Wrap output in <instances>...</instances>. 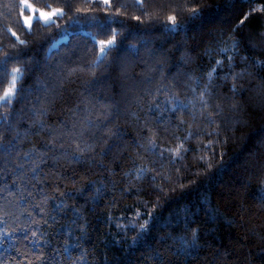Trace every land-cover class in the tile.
<instances>
[{
  "label": "trees",
  "instance_id": "obj_1",
  "mask_svg": "<svg viewBox=\"0 0 264 264\" xmlns=\"http://www.w3.org/2000/svg\"><path fill=\"white\" fill-rule=\"evenodd\" d=\"M28 1L64 15L29 31L23 0H0V95L19 67V131L46 110L0 173V264H264V0ZM214 67L202 116L189 88Z\"/></svg>",
  "mask_w": 264,
  "mask_h": 264
},
{
  "label": "snow or ice",
  "instance_id": "obj_2",
  "mask_svg": "<svg viewBox=\"0 0 264 264\" xmlns=\"http://www.w3.org/2000/svg\"><path fill=\"white\" fill-rule=\"evenodd\" d=\"M135 4L143 7L145 0H134ZM24 3V11H28L29 9H32V5L28 3V0H23ZM104 5L111 7V0H104ZM46 8H49V11H39L36 12L33 10V14H30L28 16H24L23 19V25L27 26L29 31H31L32 24L35 22L37 25H39V22L43 20L45 26H50L52 23H54V18H60L64 15V12L62 9H55L51 8L50 5L45 4ZM264 10V9H262ZM23 14V13H21ZM199 15V12L197 10H193L192 18H196ZM139 19V17H137ZM169 21L172 22L173 26L176 27L177 21L176 16H169ZM10 31V29H9ZM12 36H16L15 32L11 33ZM23 43V41H21ZM100 52L101 55L98 57V62H103L105 56L107 55V52L110 50H113L116 47V34L113 33L112 40H108L107 42L101 41L100 42ZM226 51V50H223ZM229 63L232 60L231 56L227 57ZM2 63V62H0ZM217 67H222V61L216 62ZM7 75H10V80L8 82V87L3 91V94L0 95V109H12L13 101L18 100V94L19 98H23V89L17 87V82L19 80H22L24 77V70L17 67L13 68L10 73H7ZM242 75L240 73H237L232 76V79L235 81L239 78V76ZM229 74H225L223 79L227 80ZM219 78L217 74L216 67L212 68L208 74H207V82L203 83V86L201 87V81L198 79L196 81V87H190L189 91L193 94L194 101L199 103V106L201 108V115L203 116L205 114V111L209 109V107H213V105L210 104V101L214 98V80ZM3 83V77L0 76V84ZM210 89H213L210 91ZM40 90H46L41 88ZM236 86L233 84L232 91L235 92ZM195 106V105H193ZM187 105H184L182 102H177L176 105H174L171 108L172 112L177 111H183ZM215 110L217 112V115H219L222 112V108L219 104L214 105ZM157 111H159V105H156ZM233 108H236V105H233ZM23 111V110H22ZM22 111L16 112L15 109H12L11 113L6 112H0V173L7 168L11 164V158L16 155H19L18 150V143L21 139L27 138L28 135L33 134L31 133V127L36 128L35 135H39L41 132L45 131V124L39 119L40 116H43L46 114V110H32L31 114L33 117V124L30 126L28 130L25 132H20L17 128V124L20 122L22 117ZM113 113L106 111L104 114V119H108L109 116H113ZM210 115V114H209ZM159 119V117L157 118ZM11 120V122H10ZM212 122V121H210ZM79 127V133L78 135L80 137H83L85 131L88 129L96 127V124L94 121L89 119L87 116H84L80 121L73 124V131ZM105 129H107V125L104 126ZM7 130L10 133H15V135L12 137V139L7 140L5 142V136L4 132ZM55 130H51L49 132L50 137L55 139L54 136ZM111 129H107V133H110ZM106 133V134H107ZM75 134V132H74ZM149 144L151 147L156 148L154 141H149ZM48 145H45V148H47ZM79 147V145H77ZM90 147V146H89ZM164 151L167 150H161L159 152L160 156H163ZM179 154V149H177V155ZM25 158L28 160H37L42 159L41 156L35 155V150L31 153H25ZM203 159V158H202ZM16 167L23 168V164L16 165ZM39 165L37 164L36 167L32 168V172L35 173L38 169ZM141 172L144 171V169L140 170ZM2 191V189H0ZM262 201H264V197H262ZM147 221H145L144 225H141V231H143L147 226ZM173 240V243L176 244L178 242L179 246L176 248V254H180L182 252H187L189 248H196L197 246V230H192V240L186 241L183 237L177 238V237H170ZM160 264H163V260H160Z\"/></svg>",
  "mask_w": 264,
  "mask_h": 264
},
{
  "label": "rangeland",
  "instance_id": "obj_3",
  "mask_svg": "<svg viewBox=\"0 0 264 264\" xmlns=\"http://www.w3.org/2000/svg\"><path fill=\"white\" fill-rule=\"evenodd\" d=\"M28 3L29 4H31L29 1H28ZM32 5V4H31ZM23 6H24V3H23ZM55 9H59V8H55ZM33 10H35L36 12H39V11H49V10H42V9H38V8H36V7H34L33 5H32V9H29L28 11V13H25L24 14V16H28V15H30V14H33ZM24 16H23V19H24ZM54 20H56V18H54ZM43 21V20H42ZM67 37L66 36H63L60 40H62V39H66ZM99 46L101 47V44H100V42H99ZM100 55H101V52H100Z\"/></svg>",
  "mask_w": 264,
  "mask_h": 264
}]
</instances>
